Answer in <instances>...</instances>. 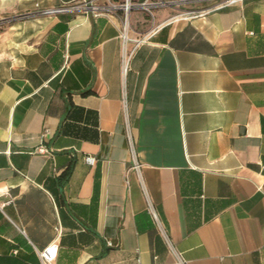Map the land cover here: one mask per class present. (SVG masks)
<instances>
[{
	"label": "crops",
	"instance_id": "0c3cea01",
	"mask_svg": "<svg viewBox=\"0 0 264 264\" xmlns=\"http://www.w3.org/2000/svg\"><path fill=\"white\" fill-rule=\"evenodd\" d=\"M89 2L0 0V264H264V0Z\"/></svg>",
	"mask_w": 264,
	"mask_h": 264
},
{
	"label": "built area",
	"instance_id": "2783aa9c",
	"mask_svg": "<svg viewBox=\"0 0 264 264\" xmlns=\"http://www.w3.org/2000/svg\"><path fill=\"white\" fill-rule=\"evenodd\" d=\"M95 0H90L89 3H79V4H73L71 6H61L58 8H53V9H47V10H42L39 13L41 15H53V14H57V13H62L65 11H69V10H80L82 12L85 13H91L94 16H98V15H102V14H107L115 9H120L125 16H127V14L133 10V9H143L146 12H148L150 14V16L153 18V13H152V9H160V8H165L167 6L170 5H174L177 4V2H182V1H190V0H156L155 2H151L150 0H143L141 3L138 4H133L130 2V0H124V2L122 4H108V5H98V4H94ZM227 3L229 2H234V1H238V0H225ZM220 4L214 6V7H219ZM213 7V8H214ZM30 14H28L27 16H29ZM125 31H126V27H123L122 30V39L125 40L126 36H125ZM38 153L40 154H46L48 151L42 147H40L37 150ZM85 161L89 164V165H93L96 161V159L92 156H86L85 157ZM134 167L137 169L138 165L134 164ZM108 246H113V244L108 241L107 242ZM57 250H58V246L57 244L51 243L49 244L47 247H45L43 250H41L39 252V257H40V262L41 264H51V262L55 259L56 255H57Z\"/></svg>",
	"mask_w": 264,
	"mask_h": 264
},
{
	"label": "rangeland",
	"instance_id": "374dc122",
	"mask_svg": "<svg viewBox=\"0 0 264 264\" xmlns=\"http://www.w3.org/2000/svg\"><path fill=\"white\" fill-rule=\"evenodd\" d=\"M151 2H155L156 0H150ZM165 1V0H163ZM168 1V0H167ZM222 0H203L201 1L198 5H190V2L188 1H182V2H177V4L174 5H181V8H189L190 6H192V9L195 8H201V9H208L211 7H214L216 5H218ZM156 9H152V13H154ZM143 10V9H142ZM145 14L147 15V18L150 19V21H153V18L150 16V14L148 12H146L144 10Z\"/></svg>",
	"mask_w": 264,
	"mask_h": 264
},
{
	"label": "trees",
	"instance_id": "16d2710c",
	"mask_svg": "<svg viewBox=\"0 0 264 264\" xmlns=\"http://www.w3.org/2000/svg\"><path fill=\"white\" fill-rule=\"evenodd\" d=\"M67 174H68V171L64 175H67Z\"/></svg>",
	"mask_w": 264,
	"mask_h": 264
}]
</instances>
